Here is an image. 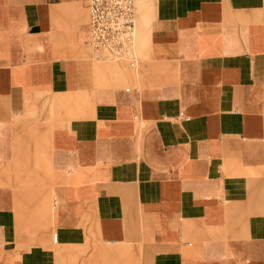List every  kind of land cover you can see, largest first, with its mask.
I'll return each mask as SVG.
<instances>
[{
  "label": "crops",
  "instance_id": "obj_1",
  "mask_svg": "<svg viewBox=\"0 0 264 264\" xmlns=\"http://www.w3.org/2000/svg\"><path fill=\"white\" fill-rule=\"evenodd\" d=\"M137 2L0 0V264H264V0Z\"/></svg>",
  "mask_w": 264,
  "mask_h": 264
},
{
  "label": "built area",
  "instance_id": "obj_2",
  "mask_svg": "<svg viewBox=\"0 0 264 264\" xmlns=\"http://www.w3.org/2000/svg\"><path fill=\"white\" fill-rule=\"evenodd\" d=\"M136 0H90L91 39L96 61L125 62L139 69ZM57 240V235H54Z\"/></svg>",
  "mask_w": 264,
  "mask_h": 264
},
{
  "label": "rangeland",
  "instance_id": "obj_3",
  "mask_svg": "<svg viewBox=\"0 0 264 264\" xmlns=\"http://www.w3.org/2000/svg\"><path fill=\"white\" fill-rule=\"evenodd\" d=\"M137 14L139 15V25H140V29L142 31V40H141V47H143V49H145V43L143 42V39H145V33L146 30L144 29L145 28V24L143 23V17L145 16L144 14V7H142L141 3L140 2H137ZM261 14H262V17H263V21H264V6L263 8L261 9ZM138 43H140V38H139V41ZM144 58V56H143ZM110 64H118V63H111L109 62ZM122 65L126 66V63L124 62H121ZM127 67V66H126ZM75 116H80V114L75 110Z\"/></svg>",
  "mask_w": 264,
  "mask_h": 264
},
{
  "label": "bare ground",
  "instance_id": "obj_4",
  "mask_svg": "<svg viewBox=\"0 0 264 264\" xmlns=\"http://www.w3.org/2000/svg\"><path fill=\"white\" fill-rule=\"evenodd\" d=\"M93 58V57H92ZM94 59V58H93ZM100 62V61H99Z\"/></svg>",
  "mask_w": 264,
  "mask_h": 264
}]
</instances>
